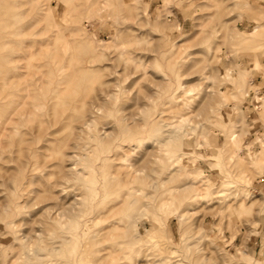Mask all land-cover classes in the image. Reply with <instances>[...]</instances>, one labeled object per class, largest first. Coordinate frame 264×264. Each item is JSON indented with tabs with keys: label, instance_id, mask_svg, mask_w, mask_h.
I'll list each match as a JSON object with an SVG mask.
<instances>
[{
	"label": "rangeland",
	"instance_id": "rangeland-1",
	"mask_svg": "<svg viewBox=\"0 0 264 264\" xmlns=\"http://www.w3.org/2000/svg\"><path fill=\"white\" fill-rule=\"evenodd\" d=\"M0 119V264H264V0H0Z\"/></svg>",
	"mask_w": 264,
	"mask_h": 264
},
{
	"label": "bare ground",
	"instance_id": "bare-ground-1",
	"mask_svg": "<svg viewBox=\"0 0 264 264\" xmlns=\"http://www.w3.org/2000/svg\"><path fill=\"white\" fill-rule=\"evenodd\" d=\"M25 5V4H24ZM31 52V51H30ZM35 53V52H34ZM13 59V58H12ZM28 69V68H27ZM23 70V69H22ZM17 77V76H16ZM20 77V76H19ZM72 78V77H71ZM53 83V82H52ZM192 88V87H191ZM190 92H192L193 91V89H190L189 90ZM189 92V93H190ZM58 98V97H57ZM184 100V99H183ZM187 101V100H186ZM187 102H189V101H187ZM19 103V102H18ZM14 104H15V102H14ZM17 105V104H16ZM15 105V107H14V109H13V111H9L10 112V114L5 118V120H4V123L5 122H7L8 123V121H13V118H12V116H13V114H14V112L17 110V108H18V106H19V104L16 106ZM14 106V105H13ZM11 107V106H10ZM12 109V108H11ZM162 110V109H161ZM8 112V113H9ZM158 113V112H157ZM2 117V116H1ZM183 118V117H182ZM3 119V118H2ZM1 120V119H0ZM190 121V118H186V119H184L183 121ZM3 121V120H2ZM94 122V121H93ZM150 122V121H149ZM149 122H148V124H149ZM155 122V120L153 121V123ZM160 122V121H159ZM157 123V122H156ZM182 123H184V122H182ZM6 124V123H5ZM4 124V125H5ZM10 124H11V122H10ZM9 124V125H10ZM165 124V123H164ZM186 124V123H185ZM3 125V124H2ZM3 125V127H6V126H4ZM8 125V126H9ZM137 126V125H136ZM183 126H185L184 124L183 125H181V126H179V132L177 133L176 131L175 132H171V131H167V132H165V131H163V135H162V137H161V139H156V141L157 142H159V143H163L164 141H169V142H172V140H175V139H178L179 137H182V136H184V135H189V133L191 134L193 131H195V127H190L189 129H190V131L188 132V133H186L185 132V129H184V127ZM2 127V126H1ZM3 127H2V129H0V135L1 134H3L2 133V130H5V129H3ZM135 127V126H134ZM6 128H8V127H6ZM137 128V127H136ZM135 129V128H134ZM183 130V131H182ZM6 131V130H5ZM135 132V131H134ZM136 133H137V131H136ZM8 134V133H7ZM134 134V133H133ZM50 135V134H49ZM135 135H138V134H135ZM6 137V136H5ZM137 137V136H136ZM189 137H190V135H189ZM232 137L234 138L235 136H234V133L231 135V139H232ZM158 138V137H157ZM40 139V138H39ZM231 141H233V139L231 140ZM3 142V141H2ZM5 142V141H4ZM85 155V154H84ZM187 158H188V156H187ZM186 158V159H187ZM22 168V167H21ZM1 172V171H0ZM83 173V172H82ZM1 174H3V172L1 173ZM86 175V174H85ZM79 177V176H78ZM145 179H147L146 178V176H145ZM86 180V179H85ZM88 180V179H87ZM2 181V180H1ZM110 181V180H109ZM111 181H113V180H111ZM135 181V180H134ZM143 181V180H142ZM146 181V180H145ZM136 182V181H135ZM139 182V181H138ZM151 182V181H150ZM31 183V182H30ZM152 183V182H151ZM96 184V183H95ZM142 184V183H141ZM145 184H147V183H145ZM139 185V184H138ZM137 185V186H138ZM148 185V184H147ZM146 186V185H145ZM148 187V186H147ZM146 187V188H147ZM138 188H139V186H138ZM93 191V190H92ZM117 191V190H116ZM98 196V195H97ZM91 197V196H90ZM95 199V198H94ZM136 213V212H135ZM134 213V216L135 215H137V214H135ZM133 216V217H134ZM10 221V220H9ZM1 222V221H0ZM1 224V223H0ZM3 224V223H2ZM6 225H8V224H6ZM7 228V227H6ZM10 230V229H9ZM7 231V230H6ZM136 234V233H135ZM10 237V236H9ZM131 237V236H130ZM111 242V241H110ZM51 244V243H50ZM53 244V243H52ZM56 244H58L59 245V243H56ZM55 245V244H54ZM83 245V244H82ZM36 255H38V256H40L38 253L36 254V252H35V257H36ZM37 256V257H38ZM15 258V255H11V257H9V258H5L3 261H2V264H5V262L6 261H8V263L7 264H12V263H14V262H17V261H14L13 259ZM34 259H36V258H34Z\"/></svg>",
	"mask_w": 264,
	"mask_h": 264
},
{
	"label": "crops",
	"instance_id": "crops-1",
	"mask_svg": "<svg viewBox=\"0 0 264 264\" xmlns=\"http://www.w3.org/2000/svg\"><path fill=\"white\" fill-rule=\"evenodd\" d=\"M262 233H264V224H263V228H262ZM252 238V237H251ZM255 242H254V244L256 245V246H261L262 244H263V240H264V238H263V236H259V237H255Z\"/></svg>",
	"mask_w": 264,
	"mask_h": 264
}]
</instances>
